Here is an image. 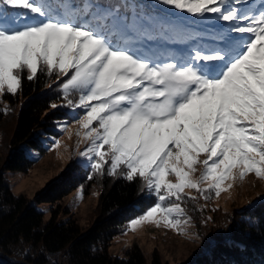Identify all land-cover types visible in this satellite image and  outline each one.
<instances>
[{
	"label": "snow or ice",
	"instance_id": "snow-or-ice-1",
	"mask_svg": "<svg viewBox=\"0 0 264 264\" xmlns=\"http://www.w3.org/2000/svg\"><path fill=\"white\" fill-rule=\"evenodd\" d=\"M160 2L193 15L217 13L235 21L231 32L250 36L239 48L230 41L183 62L153 63L118 46L115 31L50 17L41 0H0L44 18L25 22L26 14L17 13L10 19L0 7V95L18 91L24 70L28 80L38 71H71L61 92L66 106L84 109L78 123L90 143L80 155L95 157L98 173L109 165V175L138 176L157 197L130 223L133 231L146 222L178 230L187 225L185 188L219 197L232 187L222 188L225 181L253 173L264 179V10L240 14L229 0ZM197 165L203 172L193 180Z\"/></svg>",
	"mask_w": 264,
	"mask_h": 264
},
{
	"label": "trees",
	"instance_id": "trees-1",
	"mask_svg": "<svg viewBox=\"0 0 264 264\" xmlns=\"http://www.w3.org/2000/svg\"><path fill=\"white\" fill-rule=\"evenodd\" d=\"M48 1L50 17L88 22L97 31H115L117 44L130 38L124 48L155 37L182 36L188 30L197 33L198 28L191 27L195 23L209 25L220 20L217 13L210 12L192 15L191 21L182 12L170 10L171 6L149 0ZM167 10L174 16L162 12ZM68 76L58 75L54 69L51 75L38 71L33 80H28L24 70L18 91L0 96V264H165L155 253L148 258L136 243L125 249L122 258L108 252L128 223L155 202L153 195H145L138 176L131 181L122 175L112 180L102 173L99 179V173L90 167L69 163L60 176L34 196L37 203L49 205L48 222L41 212L27 205L25 193L13 195L3 178L4 171L27 175L33 170L42 171L41 164L51 162V145L41 136L52 133L59 137V132L48 127L60 120L71 121L66 110L52 107L66 102L61 85ZM77 97L72 93L70 98ZM98 179L103 192L94 211L95 220L88 228L82 231L76 215L57 224L60 213H69L67 198L80 188L89 194L97 188ZM218 211L211 212L204 230L200 224L204 222L193 219L205 251L184 264H264V202L231 213Z\"/></svg>",
	"mask_w": 264,
	"mask_h": 264
},
{
	"label": "rangeland",
	"instance_id": "rangeland-1",
	"mask_svg": "<svg viewBox=\"0 0 264 264\" xmlns=\"http://www.w3.org/2000/svg\"><path fill=\"white\" fill-rule=\"evenodd\" d=\"M149 1L161 4L160 0ZM255 2L256 0H245L243 3H235V0H229V4L234 6L240 14H258L259 11L264 10V8H262V6H264V0H261L257 4H254ZM42 4L43 6L51 9L48 0H42ZM0 7L4 6L0 5ZM170 10L182 12L181 15H184L191 21H194V18H192L193 14L191 13L177 10L172 6ZM162 12L172 17L174 16L172 11L167 10V12ZM4 13L6 16H9L10 19L15 17L17 13H24L28 18L25 22H31L32 17H36L40 20L44 19L43 17H38V14L31 13L30 10L27 9L6 10V7H4ZM217 15H215V17ZM234 23L235 21H224L222 19L217 22L210 23L209 25H201L202 23L197 22V24L195 23L191 27L194 29L198 28L197 33L201 34V41H197L196 39V36L199 34L192 33L188 30L182 36L172 35L166 39L161 38V40L155 37V39L147 43L140 42L134 43V45H129L127 49L146 60H150L147 55H149V53H153L155 50L161 49L166 51V54L174 51L175 55L178 54L181 56L177 58V62H183L190 56L194 55L197 51H201L202 53L210 52L213 49L223 47L225 43L230 41H235L234 47H242V45L247 42L250 34L231 32L230 29ZM129 39V37L125 38L123 43L130 41ZM155 59H157V56L154 57V60ZM164 62H166V59L162 60L160 63ZM69 73L70 75L72 74L71 72ZM55 105V108L66 110L67 114L71 117V121L67 122L65 120H60L54 126L48 127L52 131L59 132V137H56L52 133H44L41 136V139H43L45 143L51 145V149L53 151L51 162H48L47 164L42 163L40 166L39 170H42L43 173L42 171L37 170L31 171L27 175L12 173L10 171H4L2 173L3 178L10 186L11 193L13 195L25 193L27 205L32 206L36 211L41 212L45 222H48L51 219L49 205L46 203H37L34 200V196L43 190L49 182L60 176L61 172L69 163L75 162L83 167L88 166L94 170L92 168V163L96 159L93 157L90 160L89 158L80 155V153L85 151L90 143V141L83 139L84 130L80 128L78 123L84 115V109L68 107L66 106V102L55 103ZM93 127H95V123L93 124ZM77 132H80V135H77ZM57 144H59V147H57ZM202 159H204V157H201V160ZM108 167L109 165H104L103 170L99 172V179L102 173L109 176L112 180L120 176V174L109 175L107 172ZM123 171V166H121V169H119L118 172ZM202 172L203 167L201 165H197L196 172L193 174L192 179L196 180ZM99 179L98 183L100 181ZM168 179L175 183L174 176H169ZM229 184H231L232 187L227 191H221L219 197H217L214 191L211 190L202 195L194 189L185 188L184 192L181 194L184 198L181 206L185 209L186 218L190 221L187 225L178 230L166 227L163 223H161L160 226H157L154 223L146 222L138 225L135 231L130 230V223L142 216L144 214L143 213L139 217L131 220L125 230L119 236L114 238L112 244L108 248L109 254L113 257L122 258L124 257L125 249L130 247L133 243H136L148 258L155 253L160 256L161 261L165 264L186 263L193 256L199 255L205 251L197 233L196 223L193 219L198 218V220L204 222L200 223L202 225L201 229L204 230L209 224L205 222L209 221L211 212H215L217 209H219L221 213H231L235 210L247 208L260 202H264V179H258L254 173L248 174L243 180L237 179L235 181H225L222 188L228 189ZM96 185L97 188L92 190L89 194H85L84 190L81 188L74 191L67 198L65 203L68 207L69 213H60L56 218V223H64L72 215H76L79 227L82 231L87 229L90 223L95 220L94 211L97 207L99 196L103 192L101 184L96 183ZM200 188L207 189L208 184L202 183L200 184ZM144 190L146 196H154V206L157 202L156 195L148 191L145 187ZM189 197H195V199H189ZM171 199L174 200L175 198L173 197ZM166 203H168V201H166ZM192 208L195 209V212ZM189 212H191V214ZM156 218L159 219V216ZM178 231H182L184 234H178Z\"/></svg>",
	"mask_w": 264,
	"mask_h": 264
}]
</instances>
